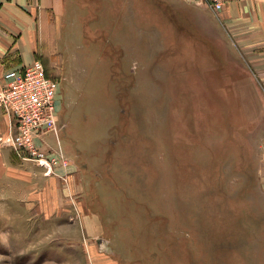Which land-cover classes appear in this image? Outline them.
I'll list each match as a JSON object with an SVG mask.
<instances>
[{
	"label": "rangeland",
	"instance_id": "rangeland-1",
	"mask_svg": "<svg viewBox=\"0 0 264 264\" xmlns=\"http://www.w3.org/2000/svg\"><path fill=\"white\" fill-rule=\"evenodd\" d=\"M64 6L38 59L60 80L56 170L75 177L11 150L0 264H264V98L218 16L191 0Z\"/></svg>",
	"mask_w": 264,
	"mask_h": 264
},
{
	"label": "crops",
	"instance_id": "crops-1",
	"mask_svg": "<svg viewBox=\"0 0 264 264\" xmlns=\"http://www.w3.org/2000/svg\"><path fill=\"white\" fill-rule=\"evenodd\" d=\"M64 5L65 0H0V86L6 71L24 68L34 60L42 59V27L58 23L57 19L64 14ZM218 20L225 44L242 58L260 97L264 98V0H226ZM258 118L264 119V107L258 111ZM8 130V119L0 108V137ZM11 155L10 149L0 145L1 182L13 175ZM65 175L69 179L75 177ZM256 241L257 254L260 250L264 255V235Z\"/></svg>",
	"mask_w": 264,
	"mask_h": 264
},
{
	"label": "built area",
	"instance_id": "built-area-1",
	"mask_svg": "<svg viewBox=\"0 0 264 264\" xmlns=\"http://www.w3.org/2000/svg\"><path fill=\"white\" fill-rule=\"evenodd\" d=\"M209 8L219 15L226 0H191ZM4 83L0 86V108L8 119V133L0 137V145L16 153L21 159L37 163L44 168L46 175L57 174L66 182V175L56 170L63 161L69 160L62 150L59 140V107L57 98L60 94V80L46 72L41 59L34 60L21 69H11L3 75ZM54 132L58 137L56 149L44 139ZM264 164V142L261 145ZM264 185V166L262 170Z\"/></svg>",
	"mask_w": 264,
	"mask_h": 264
},
{
	"label": "water",
	"instance_id": "water-1",
	"mask_svg": "<svg viewBox=\"0 0 264 264\" xmlns=\"http://www.w3.org/2000/svg\"><path fill=\"white\" fill-rule=\"evenodd\" d=\"M98 242H99V243H102V242H103V240H102V239H98Z\"/></svg>",
	"mask_w": 264,
	"mask_h": 264
},
{
	"label": "trees",
	"instance_id": "trees-1",
	"mask_svg": "<svg viewBox=\"0 0 264 264\" xmlns=\"http://www.w3.org/2000/svg\"><path fill=\"white\" fill-rule=\"evenodd\" d=\"M42 61H43V60H42ZM46 72H47L48 75H50V74L48 73V71H47V68H46Z\"/></svg>",
	"mask_w": 264,
	"mask_h": 264
},
{
	"label": "bare ground",
	"instance_id": "bare-ground-1",
	"mask_svg": "<svg viewBox=\"0 0 264 264\" xmlns=\"http://www.w3.org/2000/svg\"><path fill=\"white\" fill-rule=\"evenodd\" d=\"M226 4V3H225ZM224 9V8H223ZM221 13V12H220ZM62 173V172H61Z\"/></svg>",
	"mask_w": 264,
	"mask_h": 264
}]
</instances>
